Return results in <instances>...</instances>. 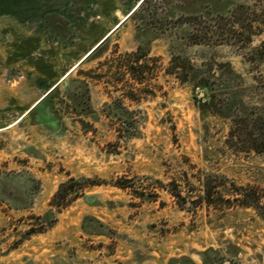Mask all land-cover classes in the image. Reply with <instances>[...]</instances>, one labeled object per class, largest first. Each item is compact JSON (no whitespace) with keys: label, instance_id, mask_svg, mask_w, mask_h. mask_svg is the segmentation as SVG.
<instances>
[{"label":"rangeland","instance_id":"1","mask_svg":"<svg viewBox=\"0 0 264 264\" xmlns=\"http://www.w3.org/2000/svg\"><path fill=\"white\" fill-rule=\"evenodd\" d=\"M49 26L0 48V264H264V0Z\"/></svg>","mask_w":264,"mask_h":264},{"label":"crops","instance_id":"2","mask_svg":"<svg viewBox=\"0 0 264 264\" xmlns=\"http://www.w3.org/2000/svg\"><path fill=\"white\" fill-rule=\"evenodd\" d=\"M143 1L0 0V48L6 40L11 42L10 48H18L16 42L21 40L29 50L34 49L37 43L43 48L55 46L62 51V40L55 37L56 33L49 26L51 19L60 18L64 21L67 33L73 36V43L69 46L80 60L91 48L103 41L101 46L110 39ZM135 6L137 9L120 24ZM76 8L83 10L75 12ZM118 24L120 26L106 38ZM59 37L62 39L60 33Z\"/></svg>","mask_w":264,"mask_h":264},{"label":"trees","instance_id":"3","mask_svg":"<svg viewBox=\"0 0 264 264\" xmlns=\"http://www.w3.org/2000/svg\"><path fill=\"white\" fill-rule=\"evenodd\" d=\"M145 1H146V0H144L143 3H144ZM143 3H142V4H143ZM142 4H141V5H142ZM141 5H140V6H141ZM82 10H83V9H77V8L74 9L75 12H80V11H82ZM68 35L71 36V34H68ZM64 42H66V41H62V43H64ZM101 46H102V45H101ZM101 46H99L97 49H95L89 57H91V56H92V55H93V54H94V53H95V52H96ZM89 57H88V58H89ZM69 183H73V181L70 180ZM64 186H65V185H62V188L59 190V192H61V190L63 191Z\"/></svg>","mask_w":264,"mask_h":264},{"label":"water","instance_id":"4","mask_svg":"<svg viewBox=\"0 0 264 264\" xmlns=\"http://www.w3.org/2000/svg\"><path fill=\"white\" fill-rule=\"evenodd\" d=\"M203 95H204V93H203V92H201V93H200V96H203Z\"/></svg>","mask_w":264,"mask_h":264}]
</instances>
